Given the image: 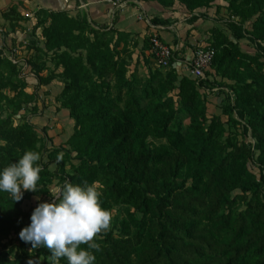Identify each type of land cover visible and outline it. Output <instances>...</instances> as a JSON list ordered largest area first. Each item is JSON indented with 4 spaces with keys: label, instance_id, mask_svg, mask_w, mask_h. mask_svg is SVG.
<instances>
[{
    "label": "trees",
    "instance_id": "16d2710c",
    "mask_svg": "<svg viewBox=\"0 0 264 264\" xmlns=\"http://www.w3.org/2000/svg\"><path fill=\"white\" fill-rule=\"evenodd\" d=\"M131 1L168 9L179 3L194 20L223 2L234 33L214 27L212 43L198 46L216 51L205 81L173 67L157 68L135 84L128 74L139 44L130 34L95 29L67 12H38L43 40L28 47L27 73L37 80L32 93L30 76L0 51V170L29 150L40 153L42 169L37 192H24L19 202L0 192V264H52L44 247L29 254L24 249L31 245L24 244L14 256V246L6 250L31 223L25 203L47 194L55 180L52 162L63 170L66 159L76 162L64 185L96 182L104 209H126L118 237L90 242L99 251L81 245L95 264H264V0ZM13 13L5 16L12 21ZM151 24L169 22L155 17ZM245 38L255 54L242 49ZM143 50H151L150 39ZM60 79L58 101L70 112L74 132L62 148L48 151L44 164L32 117L46 111L40 90ZM216 88L227 104L222 115L210 117L205 95ZM20 116L28 120L20 123Z\"/></svg>",
    "mask_w": 264,
    "mask_h": 264
},
{
    "label": "clouds",
    "instance_id": "9594fccd",
    "mask_svg": "<svg viewBox=\"0 0 264 264\" xmlns=\"http://www.w3.org/2000/svg\"><path fill=\"white\" fill-rule=\"evenodd\" d=\"M40 160L39 152L29 150L0 170V192L9 193L15 203L23 199L24 192H37ZM56 192L53 202L38 204L30 225L19 233L20 240L33 249H48L52 264H59L61 258L68 264H95L96 256L81 245L99 251V244L90 242L108 229L111 221L110 212L101 205L96 182L83 186L68 183Z\"/></svg>",
    "mask_w": 264,
    "mask_h": 264
},
{
    "label": "crops",
    "instance_id": "0c3cea01",
    "mask_svg": "<svg viewBox=\"0 0 264 264\" xmlns=\"http://www.w3.org/2000/svg\"><path fill=\"white\" fill-rule=\"evenodd\" d=\"M125 3L124 9L114 14L113 7L108 3V0H0V30L7 38L9 46L18 48L21 56L27 59L33 55L28 49L31 41L43 40V29H36L37 13L41 11L67 12L73 18L86 19L95 29H113L130 34L131 39L136 40L139 44L137 50L141 49L146 56H151L150 50H143L146 40L150 39L154 33H157L164 43L173 46L178 52V57L187 60L192 58L198 46L203 45V43H199L201 40L198 32L203 30V25L200 22L189 25L180 21L172 25L154 26L151 24L153 26L151 27L148 21L139 20L140 16L146 17L150 23L155 17L169 20L172 18L171 15H177L176 7L168 9L157 2L140 3L127 0ZM11 11H14L13 14H15V19L13 18L12 21L5 16ZM27 15L30 17L27 18ZM195 15L198 16V14ZM189 18H193V16L190 15ZM24 41H28L27 47L23 45ZM47 67L52 71L56 68L51 62H48ZM62 71V68H59L57 73ZM58 82L59 80L54 81L50 86L43 88L40 94L50 92L52 94L50 99L54 100L59 89L56 85ZM29 90L31 93L34 91L32 87ZM61 112L70 117L68 110H61ZM72 122L75 125L73 120Z\"/></svg>",
    "mask_w": 264,
    "mask_h": 264
},
{
    "label": "rangeland",
    "instance_id": "374dc122",
    "mask_svg": "<svg viewBox=\"0 0 264 264\" xmlns=\"http://www.w3.org/2000/svg\"><path fill=\"white\" fill-rule=\"evenodd\" d=\"M176 12L177 15H171L172 18L168 20L169 25L178 23L182 21L185 24H193L194 22L201 23L202 31L198 32L200 36L201 42L203 43V46L210 45L211 37H212V29L214 27H220L222 28L228 35L233 36L234 29L231 27V24H229L230 14L228 10L224 7L223 2H218L216 5L211 6L209 9H206L201 12L199 15L200 17H196V20L189 18L190 15L186 11V9L180 5L179 3L176 4ZM188 20V22H185V20ZM199 20V21H198ZM237 22L239 25L241 24L240 20L236 19L233 20ZM248 27V25L244 26V29ZM251 42L248 40V38H245L241 40V46L242 49L245 52H249L252 54H255V48L252 46ZM133 63L130 67L128 77L131 80V82H135V84L138 83H144L151 72L155 71L157 67L154 65V61L152 56L148 55L146 56L145 53H143L140 50L135 51L134 57H133ZM54 64V63H53ZM55 65V64H54ZM49 71H52L49 69ZM212 72V70H211ZM47 72L44 74L46 75ZM211 74V73H210ZM26 76H30L29 80L31 79V87L33 89L37 86V80H35L34 74L25 73ZM33 79V80H32ZM57 81V80H56ZM58 86L57 90V96H54L55 99L51 100L50 96L52 95L49 93H41L42 101L40 102V107H45L46 111L43 113V115H35L32 117L33 123L36 125L38 132L40 133L42 137V149H43V162L44 164L49 163V154L48 151H52L53 148H62L64 146V143L68 140V138L73 134L74 132V125L68 114H64L61 112V110H66L64 108H60V101H58V97L62 93L64 89V83L63 79H60L59 82L56 84ZM113 83L111 84L112 87ZM82 87H85L84 84H81L79 86V90L82 91ZM219 87V85H218ZM217 90L213 91L212 93H206V101L207 106L209 108V115L210 117L215 115H222L223 109L226 106V102L224 101V95L223 91H220L219 88H216ZM84 90V89H83ZM29 93L30 90H27ZM41 91V90H40ZM4 93L8 96H12V94L8 90H4ZM44 101V104H43ZM11 112L13 113L14 110L11 109ZM17 114V112L15 113ZM35 114V113H34ZM19 115V113L17 114ZM27 116L19 117L18 122L24 123L26 122ZM46 125V126H45ZM184 125H188V120L184 121ZM54 150V149H53ZM59 153V152H58ZM64 153V152H63ZM57 155V154H54ZM62 159H59V162L61 163ZM72 162H76L75 160H69L66 159L65 165L63 166V170L57 168L56 162H52L51 169L53 171L56 170V178L53 181L51 185L48 186V193L40 195L38 197H35L34 199L27 201L24 205V209L26 213L34 212L35 208L38 206L39 203L48 202L51 203L52 199L57 196L56 189L62 188L64 185L63 177L68 176L71 172V164ZM251 170L259 174V170L253 165H250ZM59 169V170H58ZM63 176H61V175ZM111 221L110 226L108 229L102 231L99 233L95 239H103L108 236H114L118 237L120 233V224L121 222L126 218V209L122 207H115L111 212ZM140 219V216H138ZM11 244L8 245V249L6 250L7 253H10L11 248L14 246L15 251L13 252V256L17 251H22V247L25 242L21 241L19 238V235L12 237ZM93 240V241H94ZM91 241V242H93ZM32 247H28L24 249V253H31ZM44 259L42 258V261Z\"/></svg>",
    "mask_w": 264,
    "mask_h": 264
},
{
    "label": "built area",
    "instance_id": "2783aa9c",
    "mask_svg": "<svg viewBox=\"0 0 264 264\" xmlns=\"http://www.w3.org/2000/svg\"><path fill=\"white\" fill-rule=\"evenodd\" d=\"M125 1L127 0H108V3L113 7V12L116 14V12L124 9ZM26 17L30 16L27 15ZM139 20L148 21L149 25L153 27L146 17L140 16ZM23 45L27 47L29 45L28 41H24ZM150 46L154 65L158 69L170 70L175 67L180 73H188L198 83L207 79V72L210 70L216 56V51L213 48L198 47L192 58L187 60L178 57L177 50L161 41L157 33L150 37ZM0 51H3L14 64L20 65L24 69V74L28 72V59L21 56L18 48L9 46L2 30H0Z\"/></svg>",
    "mask_w": 264,
    "mask_h": 264
}]
</instances>
